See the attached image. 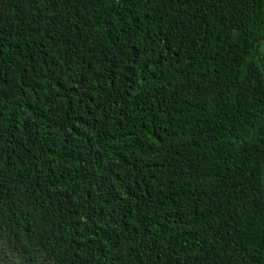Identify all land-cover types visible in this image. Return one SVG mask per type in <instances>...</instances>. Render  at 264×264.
Wrapping results in <instances>:
<instances>
[{"label":"trees","instance_id":"1","mask_svg":"<svg viewBox=\"0 0 264 264\" xmlns=\"http://www.w3.org/2000/svg\"><path fill=\"white\" fill-rule=\"evenodd\" d=\"M0 244L264 264V0H0Z\"/></svg>","mask_w":264,"mask_h":264},{"label":"rangeland","instance_id":"2","mask_svg":"<svg viewBox=\"0 0 264 264\" xmlns=\"http://www.w3.org/2000/svg\"><path fill=\"white\" fill-rule=\"evenodd\" d=\"M0 264H27L22 259L12 256L6 252L4 247L0 244Z\"/></svg>","mask_w":264,"mask_h":264}]
</instances>
